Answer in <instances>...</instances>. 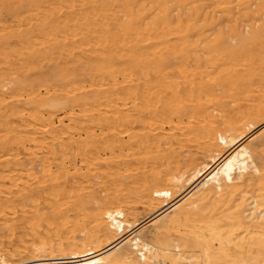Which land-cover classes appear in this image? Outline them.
I'll return each mask as SVG.
<instances>
[{
  "label": "bare ground",
  "instance_id": "obj_1",
  "mask_svg": "<svg viewBox=\"0 0 264 264\" xmlns=\"http://www.w3.org/2000/svg\"><path fill=\"white\" fill-rule=\"evenodd\" d=\"M61 2L0 0V264H264V0Z\"/></svg>",
  "mask_w": 264,
  "mask_h": 264
},
{
  "label": "rangeland",
  "instance_id": "obj_2",
  "mask_svg": "<svg viewBox=\"0 0 264 264\" xmlns=\"http://www.w3.org/2000/svg\"><path fill=\"white\" fill-rule=\"evenodd\" d=\"M59 1H62L61 3L64 2V0H59ZM2 21H4L3 24H4V29L6 28L5 31L8 30L9 29L8 26L13 23L12 22V18L6 16L5 14H3ZM1 28L3 29V26ZM49 46L50 45L45 44V48H44L45 50L42 49L45 59L43 58V60H41L40 64H39L38 60L33 62V64H32L33 67H31L25 73L27 77H30V76H33V75H39V74L43 73L46 70V67L49 66L53 61H57L60 65L63 64V62L60 61V60L62 58H65V52L62 49L61 50H57V51L55 49H50ZM19 48L20 47L15 46V49H19ZM34 63H36L37 65H35ZM258 65H259V63H258ZM229 99L230 98H228V100L226 102L229 103V105H234L235 104L234 101L232 99H230V100ZM232 111L236 112V109L235 110L232 109ZM262 152H263L262 154L264 155V151H262Z\"/></svg>",
  "mask_w": 264,
  "mask_h": 264
}]
</instances>
